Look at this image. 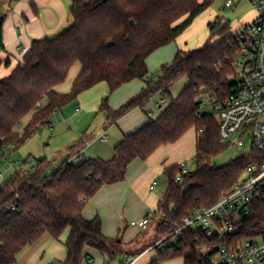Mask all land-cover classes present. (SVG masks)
Returning <instances> with one entry per match:
<instances>
[{
    "label": "trees",
    "instance_id": "trees-1",
    "mask_svg": "<svg viewBox=\"0 0 264 264\" xmlns=\"http://www.w3.org/2000/svg\"><path fill=\"white\" fill-rule=\"evenodd\" d=\"M16 0H9V2ZM212 0H70V25L51 38L34 39L24 53L22 64L0 78V160L8 147L17 149L40 127L50 123L56 110L74 101L82 92L105 82L109 93L134 79L145 86L118 108L103 96L98 111L109 126L132 109H144L156 94L169 95L170 86L185 77L187 84L155 118L133 133L124 135L113 148L111 159L88 158L77 164L69 159L79 153L85 141L69 144L67 156L45 176L49 165L45 158H34L32 170L16 169L0 184V264H15L18 254L42 236L59 240L68 230L64 242L66 257L60 264H83L90 248L112 260L119 253L112 239L102 232L99 216L86 219L82 210L86 202L104 185L123 181L129 164L146 161L160 147L176 143L188 130L194 129V169L175 182L178 163L164 173L168 183L157 202L155 216L160 214L157 236L164 237L191 210L207 207L229 192L250 164L248 155L215 165L212 159L225 144L218 137L214 113L201 112L197 100L204 93L220 97L230 91L235 80L234 61L238 46L230 27L218 18L208 23L215 41L201 47L178 51L171 62L159 67L156 79L148 76L147 57L158 48L174 41ZM0 15V49L2 22ZM229 23V22H227ZM80 70L71 88L60 93L71 67ZM30 114L22 133L16 131L22 119ZM72 149V150H71ZM256 156L255 153H249ZM27 162V161H26ZM264 238V198L253 203L250 216L242 222L234 240ZM121 240V239H120ZM220 244L215 239L195 237L190 229L182 231L175 246L156 249L150 264H161L183 256L184 264H211L202 259V247ZM89 263V262H88Z\"/></svg>",
    "mask_w": 264,
    "mask_h": 264
},
{
    "label": "built area",
    "instance_id": "built-area-1",
    "mask_svg": "<svg viewBox=\"0 0 264 264\" xmlns=\"http://www.w3.org/2000/svg\"><path fill=\"white\" fill-rule=\"evenodd\" d=\"M247 1L253 7L255 17L234 30L230 28L238 46L234 61L235 80L230 91L220 97L204 93L197 100L201 112L214 113L220 142L232 144L239 150L247 147L243 154L248 155L250 164L229 192L210 206L191 210L173 232L160 237L153 246L160 251L175 246L182 231L190 229L195 237L215 239L221 243H212L199 251L201 258L209 259L211 264H264V238L234 240L242 222L250 216L253 203L264 198V0ZM224 4L230 7L233 0H225ZM80 158L79 152L68 163L77 164ZM178 168L180 171L175 182H181L183 176L191 171L186 160L180 161ZM155 185L153 181L150 190ZM154 214L149 210L142 218L130 221V225L144 230Z\"/></svg>",
    "mask_w": 264,
    "mask_h": 264
},
{
    "label": "crops",
    "instance_id": "crops-1",
    "mask_svg": "<svg viewBox=\"0 0 264 264\" xmlns=\"http://www.w3.org/2000/svg\"><path fill=\"white\" fill-rule=\"evenodd\" d=\"M0 4H4L7 7L4 20L2 22V43L4 45V49H0V78H3L9 75L18 65L22 64L23 55L29 49L31 42L34 39H42L45 37L51 38L58 35L70 25L71 17L69 14L70 0H16L12 2H6L2 0L0 1ZM180 35L175 40H177ZM170 43H173V41ZM170 43L158 48L147 57V67L149 66V63L158 64L162 62L161 60H167L166 58H168L170 54H172L174 57L178 47L176 45L172 47L170 46ZM79 70L80 65L78 63L73 65L66 78L68 79L71 74V83L65 87L62 86V83L56 88V90L60 93L68 92ZM135 81L136 79L127 82L121 85L118 89H124L123 91H126L127 88L125 87H129L127 85H133V87H135L137 84H131L136 83ZM142 82L138 85L140 90L145 86L144 81ZM101 84L102 83L100 82V85ZM96 85H94V87ZM139 89L134 92H137ZM181 90L182 89L178 88L176 93L180 92ZM95 91L97 92V90ZM85 92H82L78 96L79 101L82 104H84L85 97L93 93L89 92V94H84ZM101 92L102 95L105 91L103 90ZM127 98L128 97L123 99V101L119 104L110 100L109 105L112 109H116L118 106L124 103ZM99 103L100 101H97V108H99ZM93 109L94 108L89 110ZM163 109L160 110L156 117ZM75 111L77 115H82L85 113V110H83L80 105L75 108ZM148 118V116L142 115L141 109L135 108L115 123L107 126L105 117L103 115L102 126L97 131L99 139L103 141V144H101L103 147L100 145L93 152H89L90 147H94L95 145V143H93L84 151L85 146H87L89 143L88 140H86L85 146L80 151L82 160L88 158H101L104 160L111 159L114 146L121 141L123 136L133 133L141 128L147 123ZM83 136L84 133H81V139ZM165 147L166 146L160 147L146 161H141L139 159L132 161L128 166L123 181L102 186L97 191V193L84 205L82 210L83 216L86 219H92L96 215L99 216L101 219L102 232L104 235L112 239H115L120 235L121 241L128 244L132 243V238H136V235L134 234L135 236L127 237V232L131 230L129 227L130 221L142 218L149 210L155 212L157 202L161 197L154 194L153 190H155V187L157 186L156 176H159L161 172H164V170L169 167L163 166L162 163H160L161 155L156 154L161 151V149H165ZM85 153L88 154L87 157L85 156ZM66 157L67 156H65V158ZM2 159L3 158H1V160ZM2 179L3 176L2 173H0V184ZM153 181L156 182V185L152 190H150L149 186ZM142 232L143 231L140 229L138 232L139 235L142 234ZM55 241L58 240L54 239L50 235L42 236L36 243L24 248L18 254L15 264H52L48 263L47 260L49 259L47 258V255L49 252L55 251ZM156 242L157 241L154 243ZM138 246L140 247V243H138ZM152 250H155V254L149 258L147 257L146 259H143ZM85 253L88 254L89 263L84 261L83 264H92L94 262L95 256L100 254L98 251L90 248L86 249ZM121 254L123 256H128L127 260L129 262L127 264H150V261L156 256V249L150 248V246H148L132 256L127 252ZM100 255L103 258L102 254ZM182 260V263L184 264V259L182 258Z\"/></svg>",
    "mask_w": 264,
    "mask_h": 264
},
{
    "label": "rangeland",
    "instance_id": "rangeland-1",
    "mask_svg": "<svg viewBox=\"0 0 264 264\" xmlns=\"http://www.w3.org/2000/svg\"><path fill=\"white\" fill-rule=\"evenodd\" d=\"M4 1L9 2V0ZM224 3L225 0H212L210 6L192 21L190 26L184 30L180 37L177 40L173 41V43H170V46L173 47L176 45L178 47L176 53L178 51H189L191 49H196L200 45L206 43L208 39H210V41L212 42L220 38L219 35H215L212 37L208 27V23L212 22L215 18H218L220 20L221 25L227 24L231 29L234 30L240 25L250 22L255 17V11L247 0H233V4L230 7H226ZM6 9V5L0 4V15H5ZM229 14H233L234 18L229 19V23H227L225 21L227 20ZM172 57V54H170V56L166 58L167 60H161V63L171 62L173 59ZM161 63L148 64L149 77H151L152 79H156L158 77L159 67ZM142 81L143 80L141 79H136V83H131L137 84L135 85V87H133V85H127L129 87H125L127 88L126 91H123L124 89H116L112 93H109L107 84L105 82H101V85L99 83V85L97 84L95 87H92L96 89L91 88L86 91L88 93L84 91V94L93 92L92 94L85 97L84 104H82L77 97L74 101L66 104L61 110H56L50 117V123L40 127L17 149H11L12 147H8L3 159L0 162V173H2L3 176L1 183L7 181L10 175L16 169L26 168L28 170H32L34 158L40 157L45 158V160L49 162V165L43 170L44 175L49 176L52 171L60 165L65 156L71 155L70 153H68L69 151L66 152V148L69 144L81 139V133H84L83 140L85 142L86 140H88L89 142L88 145L85 146L84 151L88 146L95 143L94 147H90L89 150V152H93L96 148L103 144V141L99 139L97 133L98 129L102 126L103 121V113H99L96 106L97 101H100L103 96L108 95L109 103L110 100H112L119 104L126 97H128L127 99H129L130 97L135 95L140 90L138 85ZM70 83L71 74L70 77L64 81L62 86H68ZM186 84L187 79L183 77L170 86L169 95H154L145 105L144 109L141 110L142 115L154 119L160 112V110L165 107V105L169 101V97H174L175 95L179 94V92L176 93L178 88L183 89V86H185ZM137 89L139 90L137 92H134ZM95 90H97V92ZM103 90L105 92L101 95V91ZM79 105L83 110H85V113L82 115H77L75 111V108ZM92 108L94 109L89 110ZM29 119L30 114L22 119L20 124L17 126L16 131L21 134L24 126L28 123ZM194 137L195 132L194 129L191 128L176 143L166 146L167 148L165 147V149H161V151L156 153L161 155L160 163H162L163 166H171L173 164L179 163L181 160H186L190 169H194ZM246 149L247 147L239 150L232 144L226 145L223 151L212 159V163L215 165L225 164L243 154ZM85 156L87 157L88 154L85 153ZM79 160H82V158H80ZM156 180L157 186L155 187V190H153V192L157 196H161L167 187L168 180L164 172H161L159 176H156ZM160 219V214L157 213V215L152 219L149 227L142 230L143 232L140 235L138 233L140 229L129 225L131 230L127 232V237L136 235V238H132V243H124L120 240L121 236L119 235L116 238V243H114V248L119 251L117 256H115L114 259L109 260L102 255L104 258L103 261L101 255L97 254L92 264H127L129 262L127 260L128 256H123L121 253L124 254L125 252H127L132 256L148 246L153 247L155 244L154 242L160 239L156 234L157 224ZM67 235L68 230H66L62 234L58 241H55L56 249L55 251H51L48 253V263L60 264V261H63V259L65 258L64 242ZM138 243H140V247L138 246ZM154 254L155 250H152L143 259H146L147 257L149 258ZM182 258L183 256L175 257L170 260L164 261L162 264H183Z\"/></svg>",
    "mask_w": 264,
    "mask_h": 264
},
{
    "label": "water",
    "instance_id": "water-1",
    "mask_svg": "<svg viewBox=\"0 0 264 264\" xmlns=\"http://www.w3.org/2000/svg\"><path fill=\"white\" fill-rule=\"evenodd\" d=\"M232 17H233V14H229L227 18L231 19Z\"/></svg>",
    "mask_w": 264,
    "mask_h": 264
}]
</instances>
